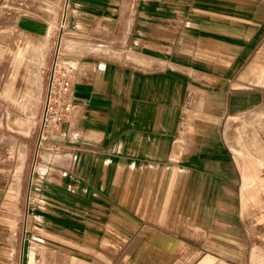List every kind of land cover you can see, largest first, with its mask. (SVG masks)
Wrapping results in <instances>:
<instances>
[{"label":"crops","instance_id":"0c3cea01","mask_svg":"<svg viewBox=\"0 0 264 264\" xmlns=\"http://www.w3.org/2000/svg\"><path fill=\"white\" fill-rule=\"evenodd\" d=\"M38 10L35 0H4L0 32L11 25L21 35L47 38L24 29L27 19L43 18ZM117 11L115 24L96 13L69 18L64 56L77 65L75 109L40 146L36 159L48 58L31 78L28 119L21 120L13 109L19 119L11 120L10 107L0 106V145L13 149L15 160L23 156L21 171L29 169L25 193L21 173L18 196V202L30 204L27 227L33 234L28 242L44 243L42 237L50 239V233L71 240L76 231L81 241L96 244L103 227L119 232L117 222L107 221L122 219L131 225L122 234L131 239L137 234L143 247L152 246L155 252L162 250L160 244L175 247V221L186 218L180 203L197 204L198 190L193 194L190 188L219 181L223 192L210 214L212 225L209 216L200 218L211 225L212 249L240 256L239 230L228 219L236 209L239 181L233 152L243 175L242 216L254 244L259 243L251 260L264 264L258 252L264 247V230L253 219L264 200L256 196L264 193V146L258 129L264 127V115L260 126L252 119V110L264 104L261 24L247 18L246 0H120ZM57 29L56 23L50 41ZM15 80L4 88L9 98ZM189 93L196 96L187 103ZM183 173L196 179L181 178ZM182 187L189 198L183 199L187 192L180 194ZM99 254L90 264H107L108 257ZM75 255L68 264H81L72 261ZM170 257L157 255L142 264H168ZM202 264L230 263L209 255Z\"/></svg>","mask_w":264,"mask_h":264},{"label":"rangeland","instance_id":"374dc122","mask_svg":"<svg viewBox=\"0 0 264 264\" xmlns=\"http://www.w3.org/2000/svg\"><path fill=\"white\" fill-rule=\"evenodd\" d=\"M4 0H0V5ZM39 5V12H43V18L41 16H34L25 21L24 29L31 34H38L46 36L45 46L43 47V53H33V48H36L39 44L40 38H30L26 34H19L8 25L6 27V32H0V106L8 105L7 112L9 116L22 114L23 121L28 119V114L31 108L29 98L32 89H30L31 78H33L36 70H40L39 66H42L48 58L47 68L52 58L51 48L55 43V38L50 41V32L52 28L57 23L59 25L60 19L62 17L63 10L65 6L68 9V20L77 18L78 15L85 16L87 18H93V15H101L108 18L106 22L112 21L111 24H115L113 19L117 16V8L119 6L120 0H35ZM261 7L264 8V0H246L247 8V18L254 17L261 24V34L264 35V9L260 11ZM96 11V12H95ZM258 19H262L259 21ZM85 20V19H84ZM8 24V23H7ZM49 27V33L46 34V30ZM58 33V29H57ZM66 35V34H65ZM66 37V36H65ZM52 42V43H51ZM51 44V46H50ZM19 48L23 51L18 50ZM42 48V45H41ZM40 48V49H41ZM18 53H22L19 56ZM35 55V56H34ZM37 63V64H36ZM26 66H29L27 69ZM21 72V73H17ZM38 72V71H37ZM37 76V75H36ZM38 77V76H37ZM16 78V80H15ZM47 79V75H46ZM15 80L17 87L13 89L11 93V98L8 97L7 90L9 84ZM7 82V83H6ZM14 82V81H13ZM6 92V93H5ZM33 93V92H32ZM192 94H187L186 101L193 99ZM10 100H9V99ZM5 102V104H4ZM15 111H14V110ZM254 112L253 123L258 126L259 119L264 115V104L262 107L252 110ZM250 111V112H252ZM240 116L239 118H241ZM11 120H14L11 118ZM260 126V124H259ZM224 128V125H223ZM260 134L262 135L261 145L264 146V127L262 129L258 127ZM251 130V129H250ZM253 131V130H252ZM248 134V133H247ZM229 146L228 143H226ZM8 148V149H7ZM230 150L231 147L229 146ZM9 151V152H8ZM11 151V152H10ZM232 152V150H231ZM12 153L11 160L7 158L8 155ZM0 264H68L71 263V255L76 252L73 262H79L81 264H90L92 259L96 258V253H100L101 257H108L107 264H142L144 260L145 263L151 262V259L157 255H171L168 264H202L209 255L214 256L216 259H224L230 264H256L251 260L252 248L255 245L252 235L246 226V222L241 212V182L243 181L242 172L238 169V164L234 161V153L231 154V159L237 169L238 185L235 186L234 199L236 203L235 212L228 216L229 221L233 224L234 228L239 230V238L241 241L240 256H228L226 254L220 253L219 251L212 249L209 244V227L212 225L211 213L220 204V195L223 192V186L219 181H215L212 187H197L190 188L193 194L198 195V202L189 203L188 201L180 203V210L183 216L186 218L177 219L175 221L174 230L178 232L175 234L178 244L175 247L160 244L161 251H153L152 246L148 247L147 244L143 247L139 241L137 234L130 238L128 234L122 232L126 231L127 227L131 225L127 220L117 219L109 220L107 223L117 222V230L119 232H113L110 226H105L101 229V234L97 236L96 244L91 242H83L78 237L79 234L72 232L73 237L68 240L62 233L51 234L50 239L47 236H43L44 243L28 242L30 238L31 229L27 227V219L29 217V202H18V196L20 191V180L21 173L24 177L22 191L27 189V177L29 174V169L21 171L24 166L23 156L15 157L13 155V149L8 145H0ZM14 166L18 169L17 172L13 169ZM255 175L260 174V172H254ZM15 176V181L17 185L18 193L12 195L8 192L10 183L13 181ZM201 176L198 175V179ZM181 178H193L189 173H183ZM256 181L259 178L255 177ZM185 187L180 188V194L184 195ZM195 189L198 191L194 193ZM186 189L185 197L190 193ZM257 198L264 199V193L261 192L256 194ZM193 200V196L191 197ZM210 200V202H206ZM260 203V204H259ZM259 205L254 212V225L258 230H264V200L259 201ZM204 214L209 216V223H203L201 221L200 215ZM190 216V217H187ZM76 225H80L77 220H74ZM106 222V221H105ZM136 226L141 225V220L136 219L134 223ZM8 223H13V227H9ZM116 226V227H117ZM134 225V229L136 227ZM171 226V225H170ZM170 226L168 228H170ZM9 227V228H8ZM60 228V227H57ZM102 228V227H101ZM60 231V229H57ZM42 232V231H41ZM138 233V232H137ZM44 234V233H43ZM46 234V233H45ZM115 238V239H114ZM118 239V240H116ZM71 241V242H69ZM70 243H74L77 247ZM158 244V243H157ZM79 247V248H78ZM80 247L91 249V252L82 251ZM98 251V252H97ZM32 252V258L29 260V254ZM261 255L264 256V247L259 246V251ZM147 261V262H146Z\"/></svg>","mask_w":264,"mask_h":264},{"label":"built area","instance_id":"2783aa9c","mask_svg":"<svg viewBox=\"0 0 264 264\" xmlns=\"http://www.w3.org/2000/svg\"><path fill=\"white\" fill-rule=\"evenodd\" d=\"M67 23L68 9L65 6L58 25V35L51 48L52 58L47 68L35 159L38 157L40 146L50 137L52 132H56L60 128L75 109L73 85L77 65L74 60L64 56V37Z\"/></svg>","mask_w":264,"mask_h":264},{"label":"bare ground","instance_id":"6f19581e","mask_svg":"<svg viewBox=\"0 0 264 264\" xmlns=\"http://www.w3.org/2000/svg\"><path fill=\"white\" fill-rule=\"evenodd\" d=\"M37 42H39V44L37 45V47L36 48H33V53L35 54V53H37V54H39L40 52L41 53H43L44 51H43V47L45 46V42H46V38H40V40L39 41H37ZM41 45H42V48H41ZM41 48V49H40ZM18 50H20V51H23V49H21V48H19ZM19 54V56H22V53H18ZM35 56V55H34ZM38 56H40V54L38 55ZM17 73H19V72H17ZM31 109V108H30ZM30 112V111H29ZM10 118H13L14 120H18L19 119V116H17V115H12ZM22 120V119H21ZM23 122V121H22ZM14 124V123H13ZM8 149V148H7ZM9 152V151H8ZM11 152V151H10ZM23 154V153H22ZM0 157H2V155L0 156ZM7 158L8 159H10L11 160V158H12V154H10V155H8L7 156ZM16 172H17V168H16ZM8 192L10 193V194H12V195H15V194H17L18 193V190H17V185H16V181H15V176H14V178H13V181L10 183V186H9V189H8ZM8 226L9 227H13V223H8ZM8 227V228H9ZM32 258V252H30V254H29V260Z\"/></svg>","mask_w":264,"mask_h":264}]
</instances>
